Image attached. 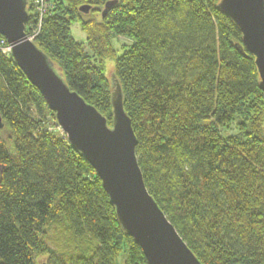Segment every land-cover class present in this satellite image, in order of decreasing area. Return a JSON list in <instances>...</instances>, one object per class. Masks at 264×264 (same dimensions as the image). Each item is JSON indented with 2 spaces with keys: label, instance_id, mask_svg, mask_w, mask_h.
Listing matches in <instances>:
<instances>
[{
  "label": "trees",
  "instance_id": "1",
  "mask_svg": "<svg viewBox=\"0 0 264 264\" xmlns=\"http://www.w3.org/2000/svg\"><path fill=\"white\" fill-rule=\"evenodd\" d=\"M35 43L69 87L113 124L115 79L138 139L149 193L202 264H264V93L242 34L220 0H51ZM29 25L34 15L29 9ZM80 22L91 50L75 40ZM131 40L118 53L114 37ZM0 39H5L0 36ZM53 113L0 50V264H147L126 235L95 170L67 138L45 128ZM54 117L56 116L53 113ZM241 118L239 133L221 128ZM64 219L89 252L59 259L47 229Z\"/></svg>",
  "mask_w": 264,
  "mask_h": 264
},
{
  "label": "water",
  "instance_id": "2",
  "mask_svg": "<svg viewBox=\"0 0 264 264\" xmlns=\"http://www.w3.org/2000/svg\"><path fill=\"white\" fill-rule=\"evenodd\" d=\"M117 3L107 2L103 17ZM89 9L82 6L80 11L88 13ZM219 9L241 32L243 47L255 60L259 88L264 93V0H220ZM29 17L28 0H0V36L11 46L15 63L55 113L71 147L95 170L122 231L141 248L147 264H202L148 191L137 157L138 139L115 75L110 126L95 106L69 87L51 58L28 38ZM3 127L0 114V129Z\"/></svg>",
  "mask_w": 264,
  "mask_h": 264
},
{
  "label": "rangeland",
  "instance_id": "3",
  "mask_svg": "<svg viewBox=\"0 0 264 264\" xmlns=\"http://www.w3.org/2000/svg\"><path fill=\"white\" fill-rule=\"evenodd\" d=\"M56 6V5H55ZM72 34L76 41L83 43L84 48L88 53H91V50L88 46L87 35L83 31L81 23L78 21L72 25ZM114 49L119 53L125 45L130 44L131 40L123 37H114L113 38ZM125 44V45H124ZM5 54V53H4ZM105 73L109 79H112L115 69V61L111 58L105 59L104 61ZM59 71V70H58ZM54 113V112H53ZM53 113L47 112L45 116V128L53 132L56 135L63 136V132L59 127L56 116L54 117ZM55 114V113H54ZM241 118H236L227 127L221 128V132L224 137L235 135L239 133V124ZM47 245L49 248L56 253V256L64 260H68L70 256L75 254L89 252V249L94 245L90 238L78 239L70 230L69 226L66 223V220L61 219L53 223L47 229ZM128 252L127 250H122V253L117 258L118 264H125L127 260ZM48 262V257L39 256L37 264H45Z\"/></svg>",
  "mask_w": 264,
  "mask_h": 264
},
{
  "label": "built area",
  "instance_id": "4",
  "mask_svg": "<svg viewBox=\"0 0 264 264\" xmlns=\"http://www.w3.org/2000/svg\"><path fill=\"white\" fill-rule=\"evenodd\" d=\"M28 8L32 9L34 18L32 22L27 25L26 32L28 38L35 42L41 35L44 24L54 15L56 6L51 0H28ZM0 50L6 55L11 54V46L6 39H0Z\"/></svg>",
  "mask_w": 264,
  "mask_h": 264
},
{
  "label": "flooded vegetation",
  "instance_id": "5",
  "mask_svg": "<svg viewBox=\"0 0 264 264\" xmlns=\"http://www.w3.org/2000/svg\"><path fill=\"white\" fill-rule=\"evenodd\" d=\"M84 6H90L89 12L88 13H84V14H86V15H96L97 17L98 16L99 17L101 16L102 18H105L102 15L103 10H104L105 7L101 11L97 12L96 10L93 9V6L92 5H84Z\"/></svg>",
  "mask_w": 264,
  "mask_h": 264
}]
</instances>
